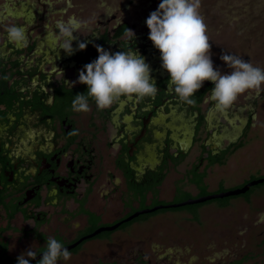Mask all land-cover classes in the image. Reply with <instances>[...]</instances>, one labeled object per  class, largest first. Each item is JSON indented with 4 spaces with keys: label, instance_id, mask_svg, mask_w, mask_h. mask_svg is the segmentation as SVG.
I'll return each instance as SVG.
<instances>
[{
    "label": "flooded vegetation",
    "instance_id": "af4514ba",
    "mask_svg": "<svg viewBox=\"0 0 264 264\" xmlns=\"http://www.w3.org/2000/svg\"><path fill=\"white\" fill-rule=\"evenodd\" d=\"M103 6L90 9L88 0H0V263L17 264L28 250L42 254L49 237L66 247L138 211L179 201L182 184L199 189L191 198L222 192L223 177L215 188L209 177L245 145L244 131H230L234 104L220 110L208 101L211 81L192 104L169 88L170 75L146 25L157 6L141 22ZM13 25L25 29L26 46L8 40L6 29ZM66 28L75 29L72 55L61 49ZM127 28L135 37L126 35ZM79 43L87 47L79 50ZM96 45L143 56L158 87L155 97L121 96L103 110L89 97V112L74 111L75 96H87L79 71L98 57ZM172 174L177 177L169 184ZM201 175L202 185L196 181ZM167 188L174 189L169 198ZM262 206L249 195L246 206L230 214L232 220L246 214L238 219L245 235L231 227L223 257L213 261L208 246L179 239L165 248L151 240L145 248L146 239L117 234L158 210L84 239L59 264H264V215L256 218ZM103 240L106 250L99 248ZM89 242L94 244L85 250Z\"/></svg>",
    "mask_w": 264,
    "mask_h": 264
},
{
    "label": "clouds",
    "instance_id": "9594fccd",
    "mask_svg": "<svg viewBox=\"0 0 264 264\" xmlns=\"http://www.w3.org/2000/svg\"><path fill=\"white\" fill-rule=\"evenodd\" d=\"M201 0H161L158 8L146 19L149 40L160 52L162 68L170 75L169 88L183 102L194 103L192 97L202 88L205 81L214 87L208 101L217 109L229 108L246 92H259L264 87V68L234 54H221L220 59L231 69L222 73L214 67L211 59L210 37L200 14ZM8 40L17 47L28 43L23 27L10 26L6 29ZM75 29L66 28L63 49L68 55L74 53L72 46ZM126 35L135 37L127 28ZM79 50L87 47L79 43ZM98 57L79 71L78 82L87 85V96L77 94L72 101L76 112H89L88 98L95 101L99 110L107 109L121 96L139 98L155 97L158 92L156 81L145 58L137 52H110L96 45ZM28 257V258H25ZM35 251L28 250L17 258V264H30L36 259ZM71 259V252L54 237L46 241V250L38 264H59Z\"/></svg>",
    "mask_w": 264,
    "mask_h": 264
},
{
    "label": "rangeland",
    "instance_id": "374dc122",
    "mask_svg": "<svg viewBox=\"0 0 264 264\" xmlns=\"http://www.w3.org/2000/svg\"><path fill=\"white\" fill-rule=\"evenodd\" d=\"M160 2L161 0H88L90 9L96 10L97 6L104 5V10L116 11L119 15H126L136 22H141L153 7H158ZM199 11L207 26L211 59L215 68L221 72L228 71V69L229 72L231 71L220 59L221 54L225 53L241 56L254 66L264 68V0H201ZM233 104L230 131L233 136L244 131L242 140L245 145L233 154L227 167L219 169V172L209 177L210 188L217 187L223 177L222 191L240 187L244 182L255 179L260 172H264V87L259 92L252 90L241 94ZM245 122L249 123L248 129L244 127ZM194 153L195 151L190 155V159ZM173 177L177 176L172 174L169 184H172ZM202 189L205 193L206 187ZM173 190V188H167L165 195H169V198L173 195ZM198 191L197 188L182 184L177 188L176 199L179 201L174 203L186 201L191 198L189 197L191 194L195 196ZM249 195L255 204L258 203L261 206L263 204L262 207H264V184L254 186L248 193L214 199L198 207L207 208L206 216H210L216 208L228 205L224 207V210L230 216L246 206ZM198 207L188 205L182 208L163 209L153 214L154 216L151 215L147 218L148 220L145 219L134 226L126 227L127 230H117V234H120L122 238L130 237L135 241L138 238L145 239L153 236L159 229L180 234V231L184 228L186 230L187 227L195 234L198 228L191 221L193 215L195 218L198 217ZM209 221L211 220L205 219L204 225L209 227ZM230 223L232 230L237 232L238 236L245 235V228L238 231L241 222L237 218L231 220ZM98 242L99 248L106 250L105 240ZM93 244V242L87 243L84 249L88 250ZM153 245H159L158 241H154Z\"/></svg>",
    "mask_w": 264,
    "mask_h": 264
},
{
    "label": "crops",
    "instance_id": "0c3cea01",
    "mask_svg": "<svg viewBox=\"0 0 264 264\" xmlns=\"http://www.w3.org/2000/svg\"><path fill=\"white\" fill-rule=\"evenodd\" d=\"M227 206V205H225ZM220 206L219 208H216L215 211H213L210 216H206V210L205 207H200L197 210V218L193 217V220L191 221L193 225H197L198 232L195 231V234L192 233V230L188 229L186 227V230L182 229L180 231V234L174 232L171 233L169 231H166L164 229L156 230L153 236H148L146 239V246L145 248H148L150 246L151 240L152 241H158L160 242V245L162 248H165L166 245H168L171 242H174L175 240H181L183 242L196 244L198 246L207 248L213 250L211 255H208V259L211 261L215 260L216 258L223 257V252H225V248L223 247L224 243L227 241V236L231 232V218L228 216L227 211H225L224 207ZM220 209V210H219ZM219 210V211H218ZM264 215V211H261L256 218H261ZM244 217H246V214L244 212H240L237 214V219L241 220ZM205 219L211 220L209 221V227L207 225H204ZM230 224V225H228ZM241 226L238 229V231L241 230ZM140 239V238H139ZM222 245V247H221ZM171 249V248H170ZM194 257V256H193ZM191 256L193 262L197 260L196 258ZM202 261L199 260L196 264H203ZM109 264H117L115 261H109Z\"/></svg>",
    "mask_w": 264,
    "mask_h": 264
},
{
    "label": "water",
    "instance_id": "95a60500",
    "mask_svg": "<svg viewBox=\"0 0 264 264\" xmlns=\"http://www.w3.org/2000/svg\"><path fill=\"white\" fill-rule=\"evenodd\" d=\"M264 183V178H257L254 180H251L249 182H247L245 185H243L242 187H238V188H233V189H229L226 191H222V192H218V193H212V194H208L205 196H201V197H197V198H190L186 201L183 202H179V203H168V204H160L157 206H154L152 208H148L145 210H141L136 212L135 214H133L132 216H130L129 218L120 221L118 223H116L115 225L112 226H104L99 228L98 230H96L93 234L86 236L85 238L77 241L74 244H71L69 246H66V248L68 250H71L73 248H75L78 244H80L84 239H88L91 238L97 234H100L101 232L104 231H112L117 229L119 226H121L123 223L130 221L131 219L141 215V214H148V213H153L156 212L158 210H163V209H174V208H180V207H184V206H188V205H194V204H199V203H205L207 201L210 200H214V199H223L226 197H231V196H238V195H242L247 193L253 186L259 185ZM40 258H42V254L38 255L36 257V259L31 260L30 264L35 263L36 261H38ZM3 264V263H0Z\"/></svg>",
    "mask_w": 264,
    "mask_h": 264
},
{
    "label": "trees",
    "instance_id": "16d2710c",
    "mask_svg": "<svg viewBox=\"0 0 264 264\" xmlns=\"http://www.w3.org/2000/svg\"><path fill=\"white\" fill-rule=\"evenodd\" d=\"M196 181H197L200 185H202V184L204 183V176H203V175L199 176V177L196 179ZM247 182H249V181L244 182L241 186L245 185ZM252 188H254V187H252ZM198 206H199V205H197V207H198Z\"/></svg>",
    "mask_w": 264,
    "mask_h": 264
}]
</instances>
